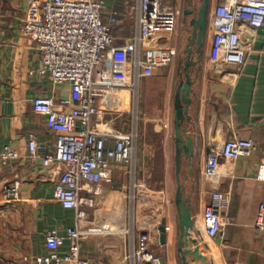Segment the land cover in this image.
Here are the masks:
<instances>
[{"label":"crops","instance_id":"0c3cea01","mask_svg":"<svg viewBox=\"0 0 264 264\" xmlns=\"http://www.w3.org/2000/svg\"><path fill=\"white\" fill-rule=\"evenodd\" d=\"M138 1L106 0L107 11H118L112 30L115 45H124L134 34ZM42 2L0 0V146L10 144L20 152L16 161L0 164V264H33L34 256L49 252V231L66 236L67 227L77 223L75 211L63 208L54 197L55 168L43 166L40 158L31 160L28 151L31 137L51 147L55 136L45 116L34 111L32 98L49 95L58 102L70 97L68 84L40 74L38 45L22 30L23 18L39 14ZM164 2L176 14L175 28L161 37L164 45L176 48L174 60L148 77L136 78L130 60L116 67L110 78L98 69L94 73L100 97L92 126L110 138L120 130L137 131L132 163L114 165L112 180L101 182L95 206L78 222L83 232L79 255L100 264H147L132 256L141 230L149 231V248L165 264L182 263L175 203L174 98L184 70V10L191 1ZM216 3L210 0L203 56L194 55L198 62L189 67L192 101L182 126L193 138V155L191 161L183 156L179 172L187 208L183 221L196 239L190 248L197 247L200 257H209L212 264H264V229L255 226L264 196V179L257 176L264 170V29L254 31L242 65L214 63L209 49ZM73 106L57 103L65 111ZM232 137H250L254 144L245 155L220 160L216 188L228 195L229 203L220 212L218 234L210 238L203 214L215 186L205 176V162L210 150ZM15 180L20 183L18 198L6 200L1 188ZM163 222L164 241L158 229ZM69 248L65 238L58 252L64 255Z\"/></svg>","mask_w":264,"mask_h":264},{"label":"built area","instance_id":"2783aa9c","mask_svg":"<svg viewBox=\"0 0 264 264\" xmlns=\"http://www.w3.org/2000/svg\"><path fill=\"white\" fill-rule=\"evenodd\" d=\"M117 20L118 11H107L106 0H43L39 14L23 18V32L38 45L40 74H48L54 83H66L70 89V97L58 102L49 95L32 98L34 111L45 116L55 136L51 147L31 137L29 157L40 158L43 166L55 168L58 177L54 197L63 208L75 211L77 222L67 227L66 236L49 231L46 235L49 252L34 256L33 264H100L79 255L83 232L78 222L95 206L101 182L112 180L114 165L132 163L137 131L120 130L110 138L92 126L100 97L94 87L95 71L98 69L110 78L116 67L130 60L136 78L148 77L170 64L177 54L175 47L161 41L163 35L173 31L176 22L175 10L164 0L138 1L136 30L124 45H115L117 38L112 30ZM213 26L211 60L216 64L242 65L252 46L254 31L264 29V0H217ZM70 102L74 106L69 111L57 107V103ZM253 144L250 137H232L207 154L204 173L215 186L203 214L205 231L210 238L218 234L222 224L220 212L229 203L228 195L216 188L220 160L245 155ZM40 150L45 152L40 155ZM19 157L16 147L0 146V164H10ZM257 176L264 179V170L259 169ZM19 185L18 180L3 184V197L17 199ZM255 226L264 229V196L258 205ZM65 238L70 240V248L68 253L60 255L58 250ZM149 239V231L141 230L132 256L139 263L165 264L149 248Z\"/></svg>","mask_w":264,"mask_h":264},{"label":"water","instance_id":"95a60500","mask_svg":"<svg viewBox=\"0 0 264 264\" xmlns=\"http://www.w3.org/2000/svg\"><path fill=\"white\" fill-rule=\"evenodd\" d=\"M191 6L184 10L186 14L185 38L183 42V53L185 54L184 70L180 73L179 84L174 98V128H175V174H176V194L175 203L178 208L179 225V257L181 264L200 262L201 264H212L209 257H200L197 247L190 248L196 239L191 236L189 225L183 221V216L187 212L182 197V190L179 182V172L183 156L191 161L193 155V138L185 135L186 129L182 126L185 119H189L188 105L191 103V93L193 79L189 67L197 64L192 57L196 55L198 59L203 56L205 40L207 35L210 0H190ZM160 239L164 241L165 223L159 227ZM162 261L163 258H161Z\"/></svg>","mask_w":264,"mask_h":264}]
</instances>
